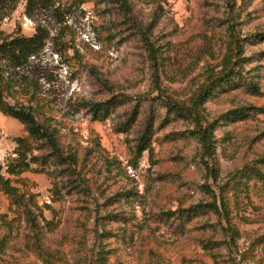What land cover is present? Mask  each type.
Wrapping results in <instances>:
<instances>
[{
  "label": "rangeland",
  "instance_id": "obj_1",
  "mask_svg": "<svg viewBox=\"0 0 264 264\" xmlns=\"http://www.w3.org/2000/svg\"><path fill=\"white\" fill-rule=\"evenodd\" d=\"M126 2L18 0L0 20L48 32L11 76L61 153L0 113V264H264V0Z\"/></svg>",
  "mask_w": 264,
  "mask_h": 264
},
{
  "label": "trees",
  "instance_id": "obj_2",
  "mask_svg": "<svg viewBox=\"0 0 264 264\" xmlns=\"http://www.w3.org/2000/svg\"><path fill=\"white\" fill-rule=\"evenodd\" d=\"M17 1L18 0H0V20L15 9ZM112 1L117 4L122 15L127 17L130 12V7L126 0ZM22 2L23 14L26 17H32L33 15H38L41 12L48 11L53 5V0H22ZM61 16L62 15L59 17ZM60 19L61 18H59V20ZM263 34L264 33L259 32L255 35L261 37ZM47 37V30L39 22L35 23L33 33L28 36L22 34L9 35L0 31V113L16 119L23 125L27 137L43 141L49 153H51L55 158H60L61 153L56 146L51 130L43 123L37 121L35 117V108L31 102H19L15 100V94L20 93L19 91L22 90V87L19 83L15 82L11 76L12 71L21 68L31 56L42 48ZM144 46L149 69L151 74L154 75L156 64L154 48L147 40H145ZM224 73L225 71L223 66V68L214 74V76L209 77L207 83L202 89L203 95H206L207 92L215 86L217 81L224 76ZM151 83H153L151 85L158 93V88L155 84L154 78ZM254 91H256L255 88ZM26 93L28 92H24V94ZM114 99V96H112L108 100L93 104L95 107L91 108L92 113L94 114L100 108H107L108 105L113 103ZM9 100H12V102H9ZM164 102L165 105H167V110H172L179 115L195 114L194 107L171 103L169 100H165ZM197 135L201 146L205 150H209L210 147L206 138V133L199 129L197 130ZM15 141L19 143L22 139L16 138ZM143 149V145H140L138 147V152H141ZM209 153L211 152L209 151ZM18 165L19 164L15 163L13 166H8V171H15V167ZM22 166L26 168L27 163L22 162ZM18 172L19 169L15 171V173ZM0 184L6 193H12L13 188L8 186L7 180L2 179L1 176Z\"/></svg>",
  "mask_w": 264,
  "mask_h": 264
}]
</instances>
